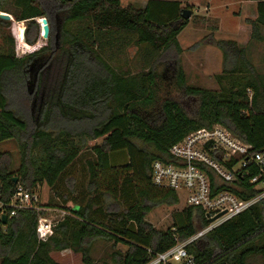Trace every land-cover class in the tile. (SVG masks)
Instances as JSON below:
<instances>
[{"label": "trees", "instance_id": "1", "mask_svg": "<svg viewBox=\"0 0 264 264\" xmlns=\"http://www.w3.org/2000/svg\"><path fill=\"white\" fill-rule=\"evenodd\" d=\"M254 1L258 18L246 25L261 40L264 0ZM4 7L27 22L26 44L32 48L22 55L8 31L11 21L0 18V143L16 140L21 153L18 174L10 170L11 158L0 153L1 199L10 202L16 177L30 191L41 183L53 187L81 152L91 150L95 158L81 170L89 179L81 203L68 209L47 241L38 238L39 214L33 210L19 211L5 225L0 219V264H60L52 254L66 250L81 254L84 264H99L91 248L100 239L127 248L102 264H149L208 227L203 211L192 207L176 213L166 230L147 220L155 208L180 203L176 191L152 184L151 166L190 133L215 125L264 150V75L248 61L246 49L213 33L196 45L214 46L224 57L223 74L215 77L219 90H207L187 85L178 60L183 53L178 35L189 23L181 18L179 1L150 0L145 8L123 6L121 0L1 2L0 11L11 14ZM39 17L47 18L51 30L37 46ZM73 22L88 25L71 32L67 25ZM112 31L135 36L145 46L149 69L118 72L96 51V43L102 49L101 37ZM18 96L20 105L14 104ZM186 98L199 103L193 115L183 105ZM242 185L247 191L237 194L255 195L247 182ZM104 194L123 196L125 210L99 215L94 206ZM105 217L114 219L113 227ZM187 251L195 264H255L254 259L264 264V199Z\"/></svg>", "mask_w": 264, "mask_h": 264}, {"label": "built area", "instance_id": "2", "mask_svg": "<svg viewBox=\"0 0 264 264\" xmlns=\"http://www.w3.org/2000/svg\"><path fill=\"white\" fill-rule=\"evenodd\" d=\"M5 1L8 0H0V3ZM4 15L10 16L13 35L19 46L27 47V22L17 21L11 14L0 11V18ZM44 19L47 18H36L42 39ZM151 182L157 188L176 191L183 197L186 207L201 209L208 221L224 213L190 240L179 243L150 262L195 264V259L187 251L188 244L264 199V151L254 150L251 144L242 141L222 125L202 128L173 145L164 160L153 162ZM244 182L256 191L255 195L243 197L236 193L247 191L242 185ZM22 210H33L39 214L37 235L41 241H47L57 223L45 214L47 208L36 190L30 191L17 184L8 203L0 195V219L7 215L9 220Z\"/></svg>", "mask_w": 264, "mask_h": 264}, {"label": "rangeland", "instance_id": "3", "mask_svg": "<svg viewBox=\"0 0 264 264\" xmlns=\"http://www.w3.org/2000/svg\"><path fill=\"white\" fill-rule=\"evenodd\" d=\"M122 1V5H125ZM194 1V0H193ZM197 1V0H196ZM194 1L196 4L197 2ZM236 1V0H232ZM13 9V7H12ZM185 9H190L193 11L192 6L186 5ZM3 10L10 12L13 14V11L10 7H4ZM14 10V9H13ZM194 14V11H193ZM15 17V15H13ZM205 19L203 22L193 16L189 22L192 20L193 25L204 24L208 25L210 28L216 26L214 21L207 17H203ZM12 24V22H11ZM27 24V23H26ZM13 25V24H12ZM28 25V24H27ZM86 22H73L67 25V28L71 32H76L83 28L87 27ZM9 33L14 37L12 27L8 30ZM8 33V32H7ZM199 31L193 30V26L189 24L182 32V34L188 35L191 39L188 42H191V48L187 49L181 55H179L178 60L183 68L186 75V82L188 86L191 87H199L207 90H219V85L216 80V74L210 75L206 74L204 71V59L201 58V50L206 48L207 46L200 45L196 46L200 43L204 37L207 35L199 36L200 39L197 40ZM181 34V35H182ZM181 35L180 38L181 42ZM225 36V35H222ZM226 38V37H224ZM15 39V37H14ZM217 39V38H216ZM42 38L39 39L37 46H40L43 43ZM16 41V40H15ZM102 49L100 48L99 43H96V51L118 72H130L133 74L140 73L144 70L149 69L151 62L147 61V52L144 45L136 44V37L123 34L121 32L112 31L104 37H101ZM2 44V41H0ZM17 43V41H16ZM183 44V42H181ZM17 48L20 50L22 55L27 54L32 46L27 44V47H21L17 43ZM101 49V50H100ZM196 50V51H194ZM220 52V50H219ZM221 53V52H220ZM260 71H263L259 69ZM20 99V97L18 96ZM17 97L15 98L14 104H21V99L19 100ZM183 105L187 109L189 115H193L198 108L197 101L193 98H186L183 100ZM11 108L17 112L18 107L12 105ZM30 108V107H29ZM28 112L31 114L29 116H34L35 114L28 109ZM54 135H56V131H54ZM140 146H143L141 142H137ZM0 153L3 156H6V159L11 158L10 170L14 174H18V169L21 165V153H20V145L16 140H9L3 143H0ZM95 158L93 152L91 150H87L86 152H81L80 157L75 160L74 164L71 166L67 173L64 174L59 182L50 187L46 183H41L37 185L35 190L40 194L41 202L47 208L45 214L52 218L55 223L61 221L65 215H67L68 209L73 207L75 203H81L83 191H86V186L88 184V176L85 174L83 176L82 169L87 167L86 160ZM120 163V162H119ZM85 169V168H84ZM99 204L94 206V209H101L99 215H103V212L106 210H116L120 209L124 211L127 205L126 199L121 196L119 200L114 199L109 194H104L99 197ZM120 204V205H119ZM49 205L50 207H48ZM184 208H186L183 197H180V203L176 206H159L155 208L148 216L147 220L157 229L166 230L173 226V216L181 212ZM98 215V217H99ZM103 220V219H102ZM114 219L105 217L103 222L107 226H114ZM112 226V227H113ZM189 245V244H188ZM127 248L122 244H118L115 246L112 241H106L103 239L96 240L92 244L91 255L92 258L102 264L104 262H111L114 254L117 251L124 252ZM54 260L59 262L60 264H84L82 261V255L79 253H75L70 250H66L63 252H54L52 254ZM253 262L255 264H261L262 261L260 259H254ZM151 264V263H150Z\"/></svg>", "mask_w": 264, "mask_h": 264}, {"label": "crops", "instance_id": "4", "mask_svg": "<svg viewBox=\"0 0 264 264\" xmlns=\"http://www.w3.org/2000/svg\"><path fill=\"white\" fill-rule=\"evenodd\" d=\"M149 1L150 0H123V3L125 4L123 6L132 5L137 8H145ZM163 1H179L182 8H185L186 5L192 6L194 11L192 17L195 16L202 22L205 20L203 17H207V20H213L216 25L213 27V30L208 25L202 23L199 25H193L192 20L187 26L191 24L193 30H196L197 28L199 31V33L196 34L198 36L197 40L203 35L208 36L213 33L218 40H233L237 42L241 47L246 49L248 61L254 65L258 73L264 75V27H261L260 29L262 39L255 40L252 38L250 27L246 25L247 20H256L258 18V3L256 1L194 0L197 2L196 4L193 0ZM183 30L178 37L182 34ZM179 39L180 38H178V41L183 52L192 47L191 42H188V40L191 39L188 35H181V42H183V44ZM220 52L219 49L214 46H207L201 50V58H203L205 62L204 71L206 74H216L215 76L223 74L224 57L222 52ZM259 69L263 71H260Z\"/></svg>", "mask_w": 264, "mask_h": 264}, {"label": "water", "instance_id": "5", "mask_svg": "<svg viewBox=\"0 0 264 264\" xmlns=\"http://www.w3.org/2000/svg\"><path fill=\"white\" fill-rule=\"evenodd\" d=\"M192 14H193L192 10H190V9H185V8H184V9L182 10V13H181V18H182L183 21H188V20L192 17ZM2 18H3L4 20H7V21L10 20V16H9V15H4V16H2ZM43 24H44V28H43V30H44V36H43V38H44L45 40H47V39L49 38V36H50V30H51V28H50V24H49V22H48L47 19H44V20H43ZM263 151H264V150H263ZM14 181H15L16 184H18V182H19V178L16 177V178L14 179ZM223 214H224V213H221V214L217 215L216 217L210 218V219H209V223H213V222H215V221L218 220ZM1 221H2V223H3L4 225L7 224V222H8V217H7V215H3L2 218H1Z\"/></svg>", "mask_w": 264, "mask_h": 264}]
</instances>
